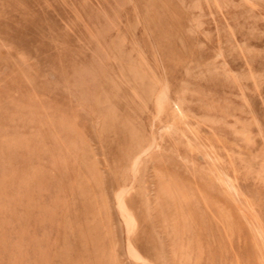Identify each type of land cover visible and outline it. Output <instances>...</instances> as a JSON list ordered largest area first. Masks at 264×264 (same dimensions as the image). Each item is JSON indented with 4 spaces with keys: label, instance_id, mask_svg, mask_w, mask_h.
<instances>
[{
    "label": "rangeland",
    "instance_id": "obj_1",
    "mask_svg": "<svg viewBox=\"0 0 264 264\" xmlns=\"http://www.w3.org/2000/svg\"><path fill=\"white\" fill-rule=\"evenodd\" d=\"M0 264H264V0H0Z\"/></svg>",
    "mask_w": 264,
    "mask_h": 264
}]
</instances>
